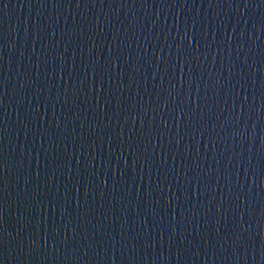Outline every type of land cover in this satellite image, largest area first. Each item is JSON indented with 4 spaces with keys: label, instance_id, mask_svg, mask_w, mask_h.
I'll return each instance as SVG.
<instances>
[{
    "label": "water",
    "instance_id": "95a60500",
    "mask_svg": "<svg viewBox=\"0 0 264 264\" xmlns=\"http://www.w3.org/2000/svg\"><path fill=\"white\" fill-rule=\"evenodd\" d=\"M0 264H264V0H0Z\"/></svg>",
    "mask_w": 264,
    "mask_h": 264
}]
</instances>
